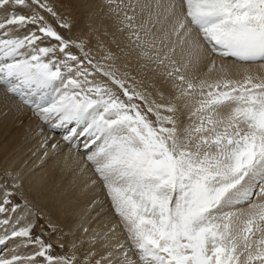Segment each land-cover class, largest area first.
<instances>
[{"label":"snow or ice","instance_id":"6c2138e0","mask_svg":"<svg viewBox=\"0 0 264 264\" xmlns=\"http://www.w3.org/2000/svg\"><path fill=\"white\" fill-rule=\"evenodd\" d=\"M114 11L159 87L62 35L72 25L50 0H0V92L70 146L83 138L128 247L96 251L93 238L55 254L43 237L56 226L6 172L0 264H264V0H129ZM38 221L51 231L37 233Z\"/></svg>","mask_w":264,"mask_h":264},{"label":"bare ground","instance_id":"6f19581e","mask_svg":"<svg viewBox=\"0 0 264 264\" xmlns=\"http://www.w3.org/2000/svg\"><path fill=\"white\" fill-rule=\"evenodd\" d=\"M50 3L72 25L71 29L59 30L62 35L85 41L97 59H101L106 51L115 53L118 57L116 65L121 71L131 75L142 73L140 79L144 84L160 86L162 78L152 71L153 65H146L140 58L139 49L128 46L131 43L129 31H121L123 13L114 9L117 5H127L129 0H112L111 4L109 0H50ZM128 14L132 13L129 11ZM47 18L49 22L55 19L50 15ZM221 63L225 62L217 59V65ZM226 67L236 78L244 71L231 63ZM251 71L261 70L254 67ZM187 115V110L182 109L179 120L187 123ZM61 132L40 124L30 111L18 110L14 103L6 102L0 92V181L9 179L6 172L21 178L25 197L56 226L57 231L52 237L56 245L61 247L63 244L68 248L75 242L86 251L94 238L95 244L91 246L96 251H106L104 245L111 248L117 242L128 247L126 233L120 235L118 220L113 217L114 210L108 209L107 204L111 201L107 190L99 183L92 184L94 176L86 163L83 138L70 146L63 141ZM53 144H56L55 148ZM16 202H21L19 196ZM255 202L261 201L257 198ZM61 252L64 254L63 249ZM0 254L10 255L9 249L0 246Z\"/></svg>","mask_w":264,"mask_h":264},{"label":"rangeland","instance_id":"374dc122","mask_svg":"<svg viewBox=\"0 0 264 264\" xmlns=\"http://www.w3.org/2000/svg\"><path fill=\"white\" fill-rule=\"evenodd\" d=\"M50 23H52L54 27H58V26L56 25V23H55V19H54V20L51 19V20H50ZM58 30H61V29H58ZM64 35H65V34H64ZM65 36H66V35H65ZM66 38H67V36H66ZM128 46L131 47L132 49H137V48H135V47L133 46L132 43H129ZM148 68H149V67H148ZM141 74H142V73H141ZM141 74H139V73L137 74V73H136V74H134V75H132V76H135L137 79L141 80V79H140ZM63 150H64V149L62 148L61 152H62ZM104 202H106V200H104ZM107 205H109V208H108V209L111 210V209H112V207H111V202H110V204L108 203ZM113 217L116 218V220H118L117 217H116L115 215H114ZM38 224H45V222H44V221H38ZM118 225H119V223L117 224V227H118V229H119V232L121 233L120 235L123 234V236H125V235H124V232H125V231L123 230V227L120 226V225L118 226ZM39 226H40V225H38L37 228L35 229V231H37V233H39ZM119 227H120V228H119ZM50 231H51V229H49V228L47 227V225L45 224L44 232H50ZM53 236H54L53 234H52V236L44 235L43 238H44L47 242L53 244V247H54V249H55V254H63V253L61 252V251H62V248H61L60 246L56 245V244H55L56 242L53 243V238H52ZM123 236H122V237H123ZM50 238H52V239H50ZM120 238H121V236H120ZM133 258H134V259H137V258L134 257V256H133Z\"/></svg>","mask_w":264,"mask_h":264}]
</instances>
